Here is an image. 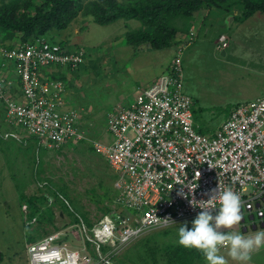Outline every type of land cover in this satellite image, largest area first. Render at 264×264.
I'll return each instance as SVG.
<instances>
[{
	"label": "rangeland",
	"instance_id": "obj_1",
	"mask_svg": "<svg viewBox=\"0 0 264 264\" xmlns=\"http://www.w3.org/2000/svg\"><path fill=\"white\" fill-rule=\"evenodd\" d=\"M175 25L181 32L173 46L158 50L136 51L122 43L128 28L142 27L134 19L101 25L91 16L79 14L66 30L46 33V39H64L70 48L86 51L83 63L76 68L53 71L66 74L65 98L78 111L85 138L60 150H47L20 127H9L0 107V264H28L30 237L40 239L61 229L65 222L84 239L81 227L73 224H80L81 219L89 226L111 210L113 171L92 143L109 139L106 115L114 105L131 103L136 91L147 87L153 73L178 53L184 90L193 102L198 130L214 133L235 104L264 96V12L245 14L243 5L228 0L219 6H203L191 17L176 20ZM222 36L225 40H220ZM0 38L8 40L1 31ZM7 64L8 73L15 77L13 63ZM9 130L21 140L5 138ZM21 193L33 196L34 201L22 199ZM183 222L147 232L116 250L111 259L115 264H171L165 249L180 246L177 229ZM239 229L236 224L225 231L238 233ZM65 238L80 246L72 233ZM226 247L218 254L227 262L231 257ZM89 248L94 262L96 251ZM193 264L207 262L202 254Z\"/></svg>",
	"mask_w": 264,
	"mask_h": 264
},
{
	"label": "built area",
	"instance_id": "obj_2",
	"mask_svg": "<svg viewBox=\"0 0 264 264\" xmlns=\"http://www.w3.org/2000/svg\"><path fill=\"white\" fill-rule=\"evenodd\" d=\"M85 54L83 47L44 37L0 44V107L6 124L20 127L47 150L83 140L79 113L65 98V82L51 73L76 68ZM7 62L13 63L15 77L8 73ZM192 106L184 90L180 53L153 82L136 91L131 103H116L106 115L109 139L92 143L113 171L114 206L96 223L87 226L80 219L73 224L81 227L84 239L65 222L31 241L26 246L28 264H115L114 252L129 242L170 221L193 219L199 209L189 200H206L204 193L213 188H231L240 196L241 231L264 228V96L235 104L211 134L198 130ZM4 134L21 140L16 132ZM181 191L187 198L178 195ZM218 204L212 201L210 208ZM70 233L80 246L67 242ZM89 246L98 257L94 262Z\"/></svg>",
	"mask_w": 264,
	"mask_h": 264
},
{
	"label": "trees",
	"instance_id": "obj_3",
	"mask_svg": "<svg viewBox=\"0 0 264 264\" xmlns=\"http://www.w3.org/2000/svg\"><path fill=\"white\" fill-rule=\"evenodd\" d=\"M226 1L228 0H129L123 3L119 0H0V31L10 40H16L19 34L18 41L24 43L45 37L49 31L59 34L66 30L79 14L91 16L95 23L101 25L120 19H134L139 21L142 27L128 28L122 43L132 46L136 51L145 48L158 50L172 47L178 38L181 30L176 27V20L191 17L203 6H219ZM236 1L243 5L245 14L256 10L264 12V0ZM0 39L4 41V38ZM57 42L61 45L67 44L64 39ZM65 75L61 70L58 74H52V78L65 81ZM30 137L37 141L35 137ZM109 193L110 191H107V194ZM114 195V192L110 193L109 198L112 199ZM21 198L29 202L34 201L33 196L23 193ZM85 220L87 221V218ZM30 241L34 239L30 237ZM165 250L171 264H193L196 258L202 256L196 249L182 246L168 247Z\"/></svg>",
	"mask_w": 264,
	"mask_h": 264
},
{
	"label": "clouds",
	"instance_id": "obj_4",
	"mask_svg": "<svg viewBox=\"0 0 264 264\" xmlns=\"http://www.w3.org/2000/svg\"><path fill=\"white\" fill-rule=\"evenodd\" d=\"M178 195L187 198L183 191L178 192ZM204 195L207 199L200 201H207L208 204L202 205L200 201L189 200L190 205L199 211L191 221L179 224L177 243L184 248L200 251L207 264H226L224 256L218 252L221 246L227 245L232 260L246 264L254 251L264 248V230L249 235L225 231L241 220L240 196L231 188H213ZM217 200L218 207L210 208V203Z\"/></svg>",
	"mask_w": 264,
	"mask_h": 264
},
{
	"label": "crops",
	"instance_id": "obj_5",
	"mask_svg": "<svg viewBox=\"0 0 264 264\" xmlns=\"http://www.w3.org/2000/svg\"><path fill=\"white\" fill-rule=\"evenodd\" d=\"M3 43L6 44L7 46H14V45L18 44L19 41L17 39L16 40L4 39ZM164 68L161 66L157 71H155L153 73V77L151 79H149L147 83L150 84L151 82H153L160 75V73H162ZM52 74H53V72L51 73V75ZM212 132H214V131H212ZM208 134H211V132ZM237 230L238 229H236L235 231L237 232ZM261 230H264V228H257L256 230L249 229L246 232H243V231H241V229H239L238 233H241L244 235H249V234H253L257 231H261ZM225 249H227V247L222 248V249L220 248L219 250H225ZM226 264H240V262L234 261V260H232V258H229L227 260ZM246 264H264V248H261V249L254 251L251 254V260L246 262Z\"/></svg>",
	"mask_w": 264,
	"mask_h": 264
}]
</instances>
